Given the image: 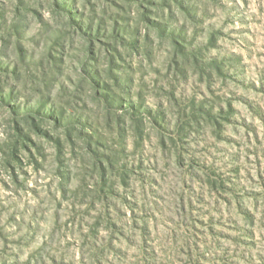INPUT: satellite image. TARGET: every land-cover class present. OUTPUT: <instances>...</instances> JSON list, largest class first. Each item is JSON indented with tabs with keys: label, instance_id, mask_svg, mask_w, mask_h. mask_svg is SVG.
<instances>
[{
	"label": "rangeland",
	"instance_id": "obj_1",
	"mask_svg": "<svg viewBox=\"0 0 264 264\" xmlns=\"http://www.w3.org/2000/svg\"><path fill=\"white\" fill-rule=\"evenodd\" d=\"M0 264H264V0H0Z\"/></svg>",
	"mask_w": 264,
	"mask_h": 264
}]
</instances>
